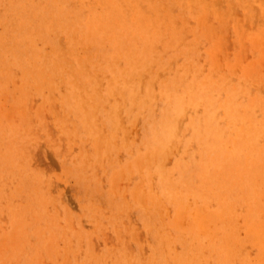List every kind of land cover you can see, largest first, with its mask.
<instances>
[{"label":"rangeland","instance_id":"obj_1","mask_svg":"<svg viewBox=\"0 0 264 264\" xmlns=\"http://www.w3.org/2000/svg\"><path fill=\"white\" fill-rule=\"evenodd\" d=\"M11 1L32 8L38 0ZM155 1L189 31L149 40L141 36L155 29L84 34L79 23L94 15L89 10L76 25L54 29L19 5L9 13L0 5V264H263L252 227L264 219V53L238 33L243 26L250 34L242 5L249 0L220 3L233 14L223 26L216 14L209 17L214 50L195 33L187 0ZM32 29L39 36L28 38ZM127 63L133 92L120 72ZM33 67L43 73L34 77ZM89 73L97 83L93 116L83 114L73 94L75 82L90 88L84 96L93 92ZM197 214L214 219L194 223Z\"/></svg>","mask_w":264,"mask_h":264},{"label":"bare ground","instance_id":"obj_2","mask_svg":"<svg viewBox=\"0 0 264 264\" xmlns=\"http://www.w3.org/2000/svg\"><path fill=\"white\" fill-rule=\"evenodd\" d=\"M164 1V0H163ZM171 1V0H170ZM189 2V4L191 5L190 8L192 9V11H194V15H195V20H196V23H197V28L195 30V33L196 34H201L203 38L207 39L208 41L209 40H213L212 38L215 36V26H213L212 23H209V17H211L212 15H215L216 14V17L219 19L220 21V24L223 26L225 25L224 22L226 19L230 18L231 16H233L232 12L226 7L225 10L221 9L220 7V3H223V1H229V0H187ZM167 2V1H166ZM186 2V0H185ZM243 2V1H242ZM37 4L33 5L32 8L30 7H23L22 5L16 3V2H12L11 0H0V5H3L6 9L5 12L7 11L8 13L9 12H12L13 10H15V8L19 5L21 8L23 7V11L24 12H32L34 15H35V21L36 23H40V22H43L45 20H49V26L51 28H54V29H57L58 27H60L61 29H68L69 27L73 26V25H76V20H79L80 19V14H81V11L86 9L87 11H91L94 13V15L92 17H88L89 19L87 20V22L85 23H79V29L81 28L82 30H84V34L85 32H90L92 30V33L93 34V30L94 29H97L98 32H102L103 34H107V33H110L109 31L110 30H118V31H122L123 33H126V34H132L134 32H139V31H143L144 29H147V30H150V29H155L154 32L152 34H147V35H144V36H141L142 39H153V38H156L158 35H161V34H167V35H173L174 37L178 36L180 37V35H183L184 32H186L187 30L189 31V28L183 23L182 19L181 18H176L174 15H172L171 13V9L167 6V5H164L162 3H160L159 1H155V0H38L36 2ZM181 3V1L179 2ZM226 5L228 3H225ZM244 6V9L246 11V15L244 17V20L245 22L247 21V23L253 25V28L255 27V30L252 29V26L250 25V34L246 35L244 34V30L243 29H238V33L239 35L241 36H247L248 37V41L251 43V47L254 49V52L255 50H260L261 52L264 53V26H262V24H264L262 21L264 19V0H249L247 1L246 3L242 4ZM177 6H178V3H177ZM228 6V5H227ZM242 6V7H243ZM71 7V10H69V8ZM241 7V8H242ZM175 10V9H174ZM187 10V9H186ZM238 10V9H236ZM50 12V15L48 17V19L46 18H43V15L45 12ZM233 11V10H232ZM185 12V11H184ZM244 12V11H243ZM187 15V14H186ZM190 15V13H189ZM189 17V16H188ZM235 17V16H234ZM191 18V17H190ZM193 18V19H194ZM234 20V19H233ZM226 21H229L226 20ZM183 23L182 25V28L181 29H176L177 28V25L178 24H181ZM195 23V24H196ZM217 24V23H216ZM218 25V24H217ZM237 26L240 25L239 23L236 24ZM245 25V24H244ZM236 27V26H235ZM96 30V31H97ZM66 32V31H65ZM113 32V31H112ZM40 33H38L36 30L32 29L28 34H27V37L28 38H31V37H35V36H39ZM79 34V33H78ZM83 34V33H82ZM112 34V33H111ZM222 34V33H221ZM87 35V33H86ZM85 35V36H86ZM116 35H118V33H116ZM91 36V35H90ZM104 36V35H103ZM224 36V35H223ZM65 37V36H64ZM94 37V36H93ZM91 36V38H93ZM100 37V36H99ZM108 37H110L109 39V42L112 44V46L116 47V44L115 43V40H116V37L113 36V35H108ZM152 37V38H151ZM88 38V37H87ZM97 38V36H96ZM131 38V37H130ZM224 38V37H223ZM65 39V38H64ZM123 39V37H122ZM125 39V38H124ZM100 40V39H99ZM106 40V39H105ZM108 40V39H107ZM202 40V39H201ZM84 41V39L82 40ZM98 41V40H96ZM93 42V41H92ZM102 42V41H101ZM105 43V41H103ZM117 42V41H116ZM167 42V41H166ZM209 42H212V41H209ZM109 43V44H110ZM125 43V42H124ZM130 43V41H129ZM213 43V44H212ZM212 47L211 49L214 50L217 48L218 44L217 43H214L212 42ZM110 44V45H111ZM168 44V43H166ZM208 44V42H207ZM52 45H56V41L54 40ZM88 45V44H86ZM109 45V46H110ZM95 46V44L93 45ZM108 46V47H109ZM118 46V45H117ZM130 46V45H129ZM81 47V46H80ZM100 47V46H99ZM105 47V46H104ZM107 47V48H108ZM120 47H122L120 45ZM111 50H112V47H110ZM154 48V46H153ZM227 48V47H226ZM83 49V48H82ZM81 49V50H82ZM114 49V48H113ZM100 50V49H99ZM103 50V49H102ZM139 52V54L141 56H139V58L141 59V61H145V58H146V54H145V51H144V48H141ZM113 51V50H112ZM116 51V50H115ZM114 51V52H115ZM101 52V50H100ZM99 53V52H98ZM97 53V54H98ZM125 54V53H124ZM206 54V53H205ZM54 55L56 57H62L63 56V52L61 50H59L57 47H56V50H54ZM96 55V54H95ZM120 55V54H119ZM102 56V55H101ZM107 56V54H106ZM227 56V55H226ZM114 57V56H113ZM118 57V56H117ZM166 57V56H165ZM112 58V57H111ZM26 59V58H25ZM168 59V58H167ZM75 60V59H74ZM104 60V59H103ZM102 60V61H103ZM64 61V60H63ZM124 61V60H122ZM45 62V61H44ZM65 62V61H64ZM77 62V61H75ZM116 62V61H114ZM212 62V61H211ZM52 64V62H50ZM83 63V62H82ZM106 64V63H105ZM116 64V63H115ZM114 64V65H115ZM82 66V64H80ZM123 65H124V62H123ZM210 65V64H209ZM222 65V64H221ZM57 66V65H56ZM118 68V67H117ZM137 68V67H136ZM250 68H255L254 66H251ZM64 69V67H63ZM75 69V68H74ZM152 69V68H151ZM216 69V68H215ZM76 70V69H75ZM221 70V69H220ZM70 71V70H69ZM77 71V70H76ZM123 71V75L125 77V82L126 84L128 85V89L132 92L135 90V86L134 84H131L129 83V78L128 76H130L131 74V71H132V68L130 66V63H127V65L125 67H122V70L120 72ZM151 71V70H150ZM230 71V70H229ZM232 71V70H231ZM237 71V70H236ZM252 71V70H251ZM29 72V71H28ZM186 72V71H185ZM235 72V71H234ZM239 72V71H237ZM32 75H34V77H39L43 72L35 67L32 68ZM30 74V73H29ZM222 74V73H221ZM230 74V73H229ZM252 74V73H251ZM28 75V74H27ZM90 75V78H91V84H90V87H91V91H93L91 94H89L88 96H84L83 93H88L90 92V88H86L85 85L83 84H80V83H74L73 85V94L75 96H80L79 97V103L81 104V106L84 107V112L83 114L85 116H93L94 114V110L92 108V100L93 98L96 96V91H95V87H97V83H96V80H95V77H94V73H89ZM181 75V74H180ZM238 75V74H237ZM66 76V75H64ZM203 76V75H202ZM254 76V75H253ZM67 77V76H66ZM85 77V75H84ZM252 77V76H251ZM135 78V77H134ZM87 79V78H86ZM138 79V78H137ZM45 80V79H44ZM257 80V79H256ZM264 80V78H263ZM262 80V81H263ZM43 81V80H42ZM204 81V80H203ZM221 81V80H220ZM251 81V80H250ZM253 81V80H252ZM45 82V81H44ZM261 82V81H260ZM39 83V81H38ZM189 83V82H188ZM33 84V83H32ZM31 84V85H32ZM88 84V83H87ZM110 84V83H109ZM184 83H182L183 85ZM186 84V83H185ZM201 84V83H200ZM264 83H262L263 85ZM16 85V84H15ZM43 85V84H42ZM185 86V85H184ZM165 87V85H164ZM163 87V88H164ZM181 87V86H180ZM230 87V86H229ZM233 87V86H231ZM2 88V87H1ZM7 88V87H6ZM39 89V87H37ZM183 88V86H182ZM214 88V87H213ZM216 88V87H215ZM98 89V88H96ZM232 89V88H231ZM252 89V88H251ZM37 90V89H36ZM2 91V90H1ZM186 91V90H185ZM116 92H118L117 88H116ZM177 92V91H176ZM176 92L174 93L176 95ZM180 92V91H179ZM10 93V92H9ZM256 93V92H255ZM26 94V93H25ZM83 94V95H82ZM173 94V95H174ZM223 94V93H222ZM167 95V93H166ZM174 95V96H175ZM23 96V95H22ZM62 96V95H61ZM186 96V95H185ZM208 96V95H207ZM252 97V96H251ZM188 98V97H187ZM264 98V97H263ZM251 99V98H250ZM175 100V99H174ZM186 100V98H185ZM223 100H225L223 98ZM176 101V100H175ZM16 102V101H15ZM131 102V100H130ZM132 102H134V98L132 99ZM224 102V101H223ZM173 103H175L173 101ZM252 103V101H251ZM250 104V103H249ZM248 104V105H249ZM251 105V104H250ZM18 106V105H17ZM220 106V105H219ZM260 106V105H259ZM113 109H111L110 111V115L113 119L114 122H118V115H119V106H114L113 105ZM18 109V108H17ZM215 109V108H214ZM19 110V109H18ZM198 110V109H197ZM203 110V109H202ZM201 111V110H200ZM205 111V109L203 110ZM220 111V110H219ZM206 112V111H205ZM264 112V111H263ZM169 113V112H168ZM221 113V112H220ZM219 113V114H220ZM102 114V113H101ZM104 114V113H103ZM200 114H202L200 112ZM24 115V114H22ZM204 115V114H202ZM17 116V115H15ZM217 116V115H216ZM148 117V116H147ZM186 118V117H185ZM5 120V119H4ZM139 120V119H138ZM159 120V119H158ZM157 120V122H158ZM152 120H150L149 123H151ZM6 122V121H5ZM120 123V122H119ZM164 123V122H163ZM206 123V122H205ZM157 124V123H155ZM182 124V122H181ZM207 124V123H206ZM15 125V123H14ZM202 125V123H201ZM11 126V125H10ZM183 126V125H182ZM223 126V125H222ZM242 127V126H241ZM156 128V127H155ZM206 128V126H205ZM192 129V128H191ZM200 129V128H199ZM160 130V129H159ZM169 131L171 132H174L175 133V130H176V124H171L168 128ZM203 130V129H202ZM231 130V129H230ZM151 131V130H150ZM192 131V130H191ZM229 131V130H228ZM235 132V131H233ZM191 133V132H190ZM201 134V133H200ZM229 134V133H228ZM234 134V133H233ZM213 135V134H212ZM236 135V134H235ZM199 136V135H198ZM149 137V136H148ZM212 137V136H211ZM214 137V136H213ZM203 138V137H202ZM209 138V137H208ZM228 138V137H227ZM149 139V138H148ZM198 139V138H197ZM215 139V138H214ZM218 139V138H217ZM220 139V138H219ZM150 140V139H149ZM100 140H98L99 142ZM218 141V140H217ZM96 142V141H95ZM197 142V140H196ZM210 142V141H209ZM101 143V142H100ZM212 144V143H210ZM233 144V143H232ZM101 145V144H100ZM204 145H205V142H204ZM99 146V145H98ZM180 146V145H179ZM193 146V145H192ZM197 146H198V143H197ZM101 147V146H100ZM184 147V146H182ZM194 147V146H193ZM199 147V146H198ZM210 147V146H209ZM208 149V148H207ZM228 149V148H227ZM260 149V148H258ZM100 150V149H98ZM195 150H197L195 148ZM218 150V149H217ZM261 151V150H260ZM198 152V150H197ZM215 152V151H214ZM146 153V152H145ZM154 153V151H153ZM152 153V154H153ZM157 153V152H156ZM154 153V154H156ZM191 153V152H190ZM205 153V152H204ZM216 153V152H215ZM199 154V153H198ZM206 154V153H205ZM204 154V155H205ZM213 154V153H212ZM217 154V153H216ZM214 154V155H216ZM225 152H223L222 155H224ZM195 155V154H194ZM245 155V154H243ZM141 156V155H140ZM156 157L157 154L155 155ZM154 156V158L156 159V157ZM196 156V155H195ZM225 156V155H224ZM151 157V156H149ZM226 157V156H225ZM259 157V156H258ZM264 157V155H263ZM136 158V157H135ZM140 158V157H139ZM153 158V157H152ZM260 158V157H259ZM138 159V158H137ZM147 159V157H146ZM159 159V157L157 158ZM261 159V158H260ZM103 160V159H102ZM144 160V159H143ZM151 160V159H149ZM148 160V161H149ZM200 160V159H198ZM242 160V159H241ZM146 161V162H148ZM206 161V160H205ZM239 161V160H238ZM127 162V161H126ZM144 162V161H142ZM158 162V161H157ZM170 162V161H169ZM214 162V161H213ZM195 163V162H194ZM227 163V162H226ZM237 163V162H236ZM144 164V163H143ZM102 165V164H101ZM196 165V164H195ZM193 165V166H195ZM232 165V164H231ZM245 165V164H244ZM262 165V164H261ZM259 165V168H261ZM133 166V165H132ZM131 166V168H132ZM145 166V165H144ZM143 166V167H144ZM201 166V165H200ZM233 167V166H232ZM236 167V166H235ZM239 167V166H238ZM237 167V168H238ZM243 167V166H242ZM252 167V166H250ZM258 167V166H257ZM116 168V167H115ZM114 168V169H115ZM171 168V167H170ZM213 168V167H212ZM215 168V167H214ZM225 168V166H224ZM253 168V167H252ZM134 169V168H133ZM132 169V170H133ZM241 169V168H240ZM135 170V169H134ZM182 170V169H181ZM237 170V169H236ZM243 170V169H242ZM252 170V169H251ZM250 170V171H251ZM255 170V169H254ZM263 170V169H261ZM99 171V170H98ZM180 171V170H179ZM189 171H193V170H189ZM232 171V170H231ZM256 171V170H255ZM258 171V170H257ZM134 172V171H133ZM138 172V171H137ZM196 172V170H195ZM198 172V171H197ZM210 172V171H209ZM212 172V171H211ZM233 172V171H232ZM236 172V171H235ZM240 172V171H239ZM148 173V172H146ZM254 173V171H253ZM263 173V172H262ZM145 174V173H144ZM179 174V173H178ZM185 174V173H184ZM211 173H209L210 175ZM221 174V173H220ZM224 174V173H223ZM250 174V173H248ZM141 175V174H140ZM177 175V174H176ZM187 175V174H185ZM184 175V176H185ZM213 175V174H211ZM218 175V174H217ZM225 175V174H224ZM223 175V176H224ZM231 175V174H230ZM240 175V173H239ZM196 176V175H195ZM188 177V176H187ZM227 177V176H226ZM249 177V175H248ZM262 177V176H261ZM186 178V177H185ZM199 178V177H198ZM238 178V177H237ZM236 178V179H237ZM250 178V177H249ZM264 178V176H263ZM85 179V178H84ZM183 179V178H182ZM187 179V178H186ZM197 179V178H196ZM195 179V180H196ZM210 179V178H209ZM193 180V179H192ZM200 180V179H199ZM217 180V179H216ZM225 180V179H224ZM232 180V179H230ZM239 180V179H238ZM157 181V180H156ZM188 181V179H187ZM190 181V180H189ZM203 181V180H202ZM205 181V180H204ZM203 181V182H204ZM242 181V180H240ZM239 181V182H240ZM220 182V181H218ZM224 182V186H225V182L227 183V181H223ZM253 182V180H252ZM259 182V181H258ZM192 183V182H191ZM207 183V182H206ZM210 184V183H209ZM223 184V183H222ZM234 184V183H233ZM239 184V183H238ZM181 185V184H180ZM191 185V184H190ZM219 185V184H218ZM241 184H239L240 186ZM250 185V184H248ZM254 185V183H253ZM173 186V185H172ZM199 186V185H198ZM202 186V185H201ZM206 186V184L204 185ZM203 186V188H204ZM214 186V185H213ZM212 186V187H213ZM221 186V185H219ZM230 186V185H229ZM232 186V185H231ZM257 186V185H255ZM144 187V186H142ZM146 187V186H145ZM194 187V186H193ZM260 187V186H259ZM165 188V187H164ZM182 188V187H181ZM220 188V187H219ZM223 187H221L222 189ZM236 188V187H235ZM238 188V187H237ZM254 189V187H252ZM141 189V188H139ZM143 189V188H142ZM141 189V190H142ZM146 189V188H144ZM172 189V188H171ZM196 189V188H195ZM213 189V188H212ZM218 189V188H217ZM220 189V190H221ZM258 189V188H257ZM260 189V188H259ZM158 190V189H157ZM186 190V189H184ZM190 190V189H189ZM204 190V189H202ZM210 190V189H209ZM215 190V189H214ZM237 190V189H236ZM241 190V189H240ZM132 191V190H131ZM144 191V190H143ZM206 191V189H205ZM211 191V190H210ZM238 191V190H237ZM254 191V190H253ZM147 192V191H146ZM145 192V193H146ZM190 192H192L190 190ZM204 192V191H203ZM202 192V193H203ZM236 192V191H235ZM234 192V193H235ZM240 192V191H239ZM252 192V191H251ZM133 193V192H132ZM131 193V194H132ZM233 193V194H234ZM243 193V192H242ZM142 194V193H141ZM147 194V193H146ZM160 194V193H159ZM231 194V192H230ZM240 194V193H239ZM133 195V194H132ZM148 195V194H147ZM145 195V196H147ZM198 195V194H196ZM203 195V194H202ZM206 195V193H205ZM210 195V194H209ZM246 195V194H245ZM243 195V196H245ZM21 196V195H20ZM143 196V195H142ZM150 195H148L146 198L149 197ZM184 196V195H183ZM213 196V195H212ZM216 196V195H215ZM223 196V195H222ZM229 196V195H228ZM256 196V195H255ZM151 197V196H150ZM179 197V196H178ZM188 197V196H187ZM206 197V196H205ZM231 197V196H230ZM258 197V196H257ZM144 198V199H145ZM164 198V197H163ZM212 198V197H211ZM214 198V197H213ZM225 198V197H224ZM229 198V197H227ZM253 198V197H252ZM255 198V197H254ZM142 199V200H144ZM165 199V198H164ZM192 199V198H191ZM196 199V198H194ZM204 199V198H203ZM208 199V198H207ZM223 199V198H222ZM251 200V198H249ZM200 200V198H199ZM221 200V199H220ZM228 200V199H227ZM244 200V199H243ZM247 200V199H246ZM249 200V201H250ZM136 201V200H135ZM145 201V200H144ZM148 201V200H147ZM146 201V202H147ZM196 201V200H195ZM216 201V200H215ZM223 201V200H222ZM66 202V201H65ZM185 202V201H184ZM183 202V204H184ZM213 202V201H211ZM219 202V201H218ZM228 202V201H227ZM235 202V201H234ZM238 202V201H237ZM236 202V203H237ZM244 202V201H242ZM246 202V201H245ZM145 203V202H144ZM176 203V202H175ZM263 203H264V200H263ZM146 204V203H145ZM180 204V203H179ZM241 204V203H240ZM252 204V203H251ZM150 205V204H149ZM178 205V204H177ZM185 205V204H184ZM201 205V204H200ZM203 205V204H202ZM225 205V204H224ZM234 205V204H233ZM253 205V204H252ZM191 206V205H190ZM214 205H212L213 207ZM217 206V205H216ZM229 206V205H228ZM257 206V205H256ZM185 207V206H184ZM183 207V208H184ZM206 207V206H205ZM223 207V206H222ZM245 207V206H244ZM192 208V207H191ZM209 208V207H208ZM258 208V207H257ZM188 209V207H187ZM221 209V208H220ZM238 209V208H236ZM256 209V208H255ZM254 209V210H255ZM233 210V208H232ZM244 211V209H241ZM253 210V209H252ZM251 210V211H252ZM236 211V210H235ZM238 211V210H237ZM236 211V212H237ZM259 211V210H258ZM150 213H152L150 211ZM223 213V212H222ZM234 213V212H233ZM240 213V212H239ZM242 213V212H241ZM60 214V213H59ZM153 214V213H152ZM228 214V213H226ZM243 214V213H242ZM241 214V215H242ZM254 214H257V213H254ZM169 215V214H168ZM198 216L193 218L192 222L196 223L197 221H199L200 218H203V221L207 218H209L210 220H213L214 216H202L203 214H201V216L199 214H197ZM259 216V214L257 215ZM256 216V218H257ZM236 217V216H235ZM17 218V217H15ZM154 218V217H153ZM157 218V217H155ZM259 218V217H258ZM146 220V219H145ZM21 221V220H20ZM166 221V220H165ZM173 221V220H172ZM205 222V221H204ZM255 222V220L253 221ZM152 224V223H151ZM248 224V223H247ZM147 225V224H146ZM224 225V223H223ZM230 225V224H229ZM234 226V225H233ZM250 226V225H248ZM22 227V226H21ZM55 227V226H54ZM90 227V226H89ZM232 227V226H230ZM244 227V226H243ZM222 228V227H220ZM249 228V227H248ZM251 228V227H250ZM23 229V227H22ZM64 229V228H63ZM151 230V229H149ZM229 230V229H228ZM232 230V228H231ZM241 230V229H240ZM25 231V230H24ZM155 231V230H153ZM177 231V230H176ZM190 231V230H189ZM252 231L254 233H252L253 235V239L255 241V245L257 246V248L262 252V255L259 257V261L261 263L264 264V219L262 220H258L252 227ZM8 232V231H7ZM156 232V231H155ZM163 232V231H162ZM183 232V231H182ZM192 232V231H191ZM194 232V230H193ZM218 232H219V229H218ZM238 232V231H237ZM236 232V233H237ZM186 233V232H185ZM195 233V232H194ZM50 234V233H49ZM168 234H170V232H168ZM173 233H171L172 235ZM45 235V234H44ZM180 235V234H179ZM191 235V234H190ZM200 235V234H199ZM203 235V234H201ZM217 235V233H216ZM229 235V234H228ZM240 235V233H239ZM157 236V235H156ZM165 237V235H163ZM174 236V235H172ZM181 236V235H180ZM204 236V235H203ZM202 236V237H203ZM43 237V236H42ZM49 237V236H48ZM47 237V238H48ZM63 237V236H62ZM182 237V236H181ZM205 237V236H204ZM50 238H52L50 236ZM48 238V239H50ZM176 238V237H175ZM178 238V237H177ZM195 238V237H194ZM42 239V238H41ZM64 239V237H63ZM154 239V238H153ZM169 239V238H168ZM183 239V238H182ZM206 239V237H205ZM217 239V237H216ZM214 239V240H216ZM220 239V238H219ZM218 239V240H219ZM222 239V238H221ZM228 239V238H227ZM235 239V238H234ZM140 240V239H139ZM164 240V239H163ZM170 240V239H169ZM173 240H176L173 238ZM178 240V239H177ZM208 240V239H207ZM51 241V240H50ZM94 241V240H93ZM112 241V240H111ZM213 241V238L212 240ZM217 241V240H216ZM241 241V240H240ZM47 242V241H46ZM49 242V241H48ZM52 242V241H51ZM165 242V241H164ZM175 242V241H174ZM244 242V241H243ZM43 243V241H42ZM180 243V242H178ZM208 243H210L208 241ZM213 243V242H212ZM218 243V242H217ZM222 243V241H221ZM52 244V243H50ZM55 245V244H54ZM181 245V244H180ZM195 245V244H194ZM204 245V244H203ZM210 245V244H209ZM215 246V245H214ZM218 246V245H217ZM247 245H245L244 247H246ZM20 248L22 247L21 245L19 246ZM54 247V246H53ZM184 247V246H183ZM213 247V246H212ZM231 247V246H230ZM23 248V247H22ZM40 248V246H39ZM36 250L37 253L39 252V249ZM153 248V247H152ZM185 248V247H184ZM202 248V247H200ZM205 248V247H204ZM220 248V247H219ZM154 249V248H153ZM196 249V248H195ZM242 249V248H241ZM254 249V248H253ZM21 250V249H20ZM56 250V249H54ZM160 250V248H159ZM185 250V249H184ZM221 251L223 250L222 248L220 249ZM219 250V251H220ZM243 250V249H242ZM247 250V249H246ZM251 250V248H250ZM162 251V250H160ZM166 251V250H165ZM205 251V250H204ZM212 250H210L209 252H211ZM219 251H218V256L219 257ZM249 249L246 251L248 253ZM259 251V252H260ZM18 252V251H17ZM23 252V251H22ZM174 252V251H173ZM200 252V251H199ZM254 252V250H253ZM155 253V252H154ZM160 253V252H159ZM246 253V254H247ZM256 253V251H255ZM205 254V253H203ZM208 254V253H207ZM210 254V253H209ZM222 254H223V251H222ZM249 254V253H248ZM258 254V253H257ZM13 255V254H12ZM169 255V254H168ZM50 256V255H49ZM161 256V255H160ZM173 256V255H172ZM200 256V255H199ZM221 256V255H220ZM243 256H245L243 254ZM253 256V255H252ZM217 257V258H218ZM176 258V257H175ZM221 258V257H220ZM248 258V256H246V259ZM162 259V258H161ZM198 259V258H197ZM222 259V258H221ZM177 260V259H176ZM179 260V259H178ZM185 260V259H184ZM218 260V259H217ZM252 260V259H251ZM41 261V260H40ZM65 261V260H64ZM67 261V259H66ZM65 263L67 264L68 262ZM161 261V260H160ZM169 261V260H168ZM70 262V261H69ZM137 262V261H136ZM135 262V264H136ZM224 262V261H222ZM228 262V261H227ZM231 261H229L230 263ZM246 262V261H245ZM255 262V261H254ZM29 263V262H28ZM49 263V262H47ZM63 264V262H61ZM64 263V264H65ZM133 263V262H132ZM37 264V263H36ZM39 264V263H38ZM69 264V263H68ZM153 264V263H152ZM176 264V263H174ZM181 264V262H180ZM182 264H184L182 262ZM206 264V263H204ZM227 264V263H226ZM236 264V263H235Z\"/></svg>","mask_w":264,"mask_h":264}]
</instances>
